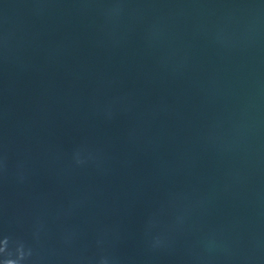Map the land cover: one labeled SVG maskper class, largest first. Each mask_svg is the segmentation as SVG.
<instances>
[{
	"label": "water",
	"instance_id": "water-1",
	"mask_svg": "<svg viewBox=\"0 0 264 264\" xmlns=\"http://www.w3.org/2000/svg\"><path fill=\"white\" fill-rule=\"evenodd\" d=\"M0 264H264V0H0Z\"/></svg>",
	"mask_w": 264,
	"mask_h": 264
}]
</instances>
